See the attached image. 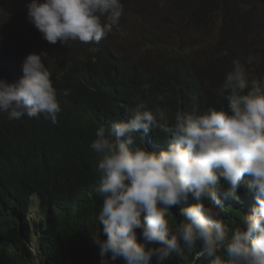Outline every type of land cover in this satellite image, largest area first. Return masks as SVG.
<instances>
[{
    "label": "trees",
    "instance_id": "trees-1",
    "mask_svg": "<svg viewBox=\"0 0 264 264\" xmlns=\"http://www.w3.org/2000/svg\"><path fill=\"white\" fill-rule=\"evenodd\" d=\"M122 3L125 16L99 44L69 41L50 52L41 45L54 87L70 90L58 96L57 124L44 115L9 119L0 113V264H36L37 258L40 264H100L92 239L102 232L98 157L90 148L96 129L125 119L139 104L164 112L169 123L178 113L219 108L226 100L218 86L237 59L252 76L264 77V39L257 48L247 42L253 30L264 37V0ZM27 26L29 34L36 33ZM24 47L0 48V79L22 77L25 57L35 53ZM136 135L149 151L164 147L158 130ZM237 197L211 205L230 230L256 202L243 187ZM186 206L170 208L173 224L184 219ZM197 250L168 264H191Z\"/></svg>",
    "mask_w": 264,
    "mask_h": 264
},
{
    "label": "clouds",
    "instance_id": "clouds-1",
    "mask_svg": "<svg viewBox=\"0 0 264 264\" xmlns=\"http://www.w3.org/2000/svg\"><path fill=\"white\" fill-rule=\"evenodd\" d=\"M26 8L28 21L54 48L77 40L99 44L124 13L122 0H30ZM47 57L30 53L18 81L0 79V113L58 123V96L70 90L54 87ZM218 92L225 104L178 113L172 123L139 104L125 119L96 129L90 148L98 157L102 232L92 239L100 264H168L193 249L191 264H264V77L252 76L237 59ZM149 130L164 134L159 152L136 142L137 132ZM240 187L256 202L230 230L211 205L238 199ZM181 204L184 219L173 224L170 208Z\"/></svg>",
    "mask_w": 264,
    "mask_h": 264
},
{
    "label": "rangeland",
    "instance_id": "rangeland-1",
    "mask_svg": "<svg viewBox=\"0 0 264 264\" xmlns=\"http://www.w3.org/2000/svg\"><path fill=\"white\" fill-rule=\"evenodd\" d=\"M29 2L30 0H0V48H25L24 46L28 45V47L31 46L30 51L37 54L42 50L41 45L47 46L48 52L54 49V45L44 40L42 34L36 28V33L29 34L27 24L34 27L27 19L26 4ZM124 16L125 13L121 18ZM263 39V31L258 30L251 31L247 36L248 44L250 47L255 48L260 46ZM205 51L206 47L201 50L200 54L204 55ZM32 215L33 217L36 215V206L32 210Z\"/></svg>",
    "mask_w": 264,
    "mask_h": 264
},
{
    "label": "bare ground",
    "instance_id": "bare-ground-1",
    "mask_svg": "<svg viewBox=\"0 0 264 264\" xmlns=\"http://www.w3.org/2000/svg\"><path fill=\"white\" fill-rule=\"evenodd\" d=\"M12 264V263H11Z\"/></svg>",
    "mask_w": 264,
    "mask_h": 264
}]
</instances>
